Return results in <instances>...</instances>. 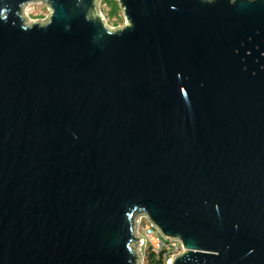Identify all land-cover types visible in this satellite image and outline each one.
Returning <instances> with one entry per match:
<instances>
[{
	"label": "water",
	"instance_id": "95a60500",
	"mask_svg": "<svg viewBox=\"0 0 264 264\" xmlns=\"http://www.w3.org/2000/svg\"><path fill=\"white\" fill-rule=\"evenodd\" d=\"M33 1L0 0V264H138L144 214L169 264H264V0Z\"/></svg>",
	"mask_w": 264,
	"mask_h": 264
},
{
	"label": "built area",
	"instance_id": "2783aa9c",
	"mask_svg": "<svg viewBox=\"0 0 264 264\" xmlns=\"http://www.w3.org/2000/svg\"><path fill=\"white\" fill-rule=\"evenodd\" d=\"M133 233L138 239L134 243L139 256L138 264H148L149 255H161L164 264H169L171 257L183 250V244L178 238L164 236L145 214L136 217Z\"/></svg>",
	"mask_w": 264,
	"mask_h": 264
},
{
	"label": "rangeland",
	"instance_id": "374dc122",
	"mask_svg": "<svg viewBox=\"0 0 264 264\" xmlns=\"http://www.w3.org/2000/svg\"><path fill=\"white\" fill-rule=\"evenodd\" d=\"M24 9H26V14ZM95 11L109 29H119L127 24L118 0H97ZM22 12L27 23H43L50 16L49 6L41 0L26 3L22 8Z\"/></svg>",
	"mask_w": 264,
	"mask_h": 264
},
{
	"label": "trees",
	"instance_id": "16d2710c",
	"mask_svg": "<svg viewBox=\"0 0 264 264\" xmlns=\"http://www.w3.org/2000/svg\"><path fill=\"white\" fill-rule=\"evenodd\" d=\"M148 264H164V260L161 255H149L148 256Z\"/></svg>",
	"mask_w": 264,
	"mask_h": 264
},
{
	"label": "bare ground",
	"instance_id": "6f19581e",
	"mask_svg": "<svg viewBox=\"0 0 264 264\" xmlns=\"http://www.w3.org/2000/svg\"><path fill=\"white\" fill-rule=\"evenodd\" d=\"M24 13L26 14V9H24Z\"/></svg>",
	"mask_w": 264,
	"mask_h": 264
}]
</instances>
